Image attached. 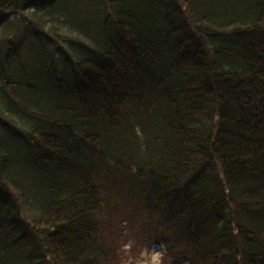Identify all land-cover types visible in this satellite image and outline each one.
I'll list each match as a JSON object with an SVG mask.
<instances>
[{
    "label": "trees",
    "instance_id": "1",
    "mask_svg": "<svg viewBox=\"0 0 264 264\" xmlns=\"http://www.w3.org/2000/svg\"><path fill=\"white\" fill-rule=\"evenodd\" d=\"M83 2L0 0V264H264V0Z\"/></svg>",
    "mask_w": 264,
    "mask_h": 264
},
{
    "label": "rangeland",
    "instance_id": "2",
    "mask_svg": "<svg viewBox=\"0 0 264 264\" xmlns=\"http://www.w3.org/2000/svg\"><path fill=\"white\" fill-rule=\"evenodd\" d=\"M83 1L84 2L82 3V6H80L78 3L75 4V6L73 5V7L68 6L69 7L68 11L70 13V15H68L69 18L79 17L78 14L80 12V16L82 19L81 21L83 22H78V19H76V22L81 27L84 26L85 24L84 21L87 22L89 20L90 23H93V20L98 19V17H96L98 13L97 10H102L106 6V0H83ZM48 9L50 10L51 7L47 8L46 10L29 8L22 10L18 14L10 13V16H8L9 19L3 24L2 28L3 29H7L11 27L16 28L18 26L17 28L20 30L22 27H24L25 29L27 25L28 26L27 31L29 30L30 33H32L33 37L37 36L41 38L48 45L55 47L57 52L67 53V49L72 50L76 46L80 48L81 39L77 41L75 39L76 37L66 36L64 34L62 35L53 34L51 31H49V28H47L48 23L41 24V22L38 20L37 17L41 15L44 16L46 19V17L50 15L47 12ZM53 14L55 16L59 15L58 17L65 15V13L57 14V10ZM23 22H26V24H23ZM57 24L59 23L57 22ZM137 248H138V253L135 255L132 252L131 248L128 249V252H125L127 253L126 259L124 261L125 263L126 262L128 264H162L163 263V260L161 259V251L158 248L146 250V248H144L141 245H139Z\"/></svg>",
    "mask_w": 264,
    "mask_h": 264
}]
</instances>
